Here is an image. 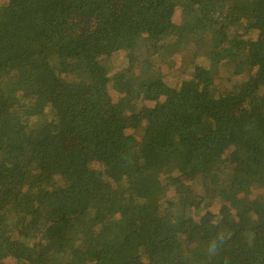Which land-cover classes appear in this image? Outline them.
I'll return each mask as SVG.
<instances>
[{"label":"trees","instance_id":"1","mask_svg":"<svg viewBox=\"0 0 264 264\" xmlns=\"http://www.w3.org/2000/svg\"><path fill=\"white\" fill-rule=\"evenodd\" d=\"M74 1L0 0V264H264V0Z\"/></svg>","mask_w":264,"mask_h":264},{"label":"rangeland","instance_id":"2","mask_svg":"<svg viewBox=\"0 0 264 264\" xmlns=\"http://www.w3.org/2000/svg\"><path fill=\"white\" fill-rule=\"evenodd\" d=\"M70 8H71V12H70V9H68V13H73L74 11H76V10H78L79 8H80V6H79V4H78V2L75 0L73 3H71V5H70ZM81 8H82V11H84L85 9H86V7L85 6H81ZM23 10L24 11H29L30 9H22L21 11H20V17H22V12H23ZM67 13V14H68ZM8 15L10 16V15H13V17H17L18 15H16L15 13H8ZM159 18V16L158 15H153L152 16V20L154 19H158ZM79 20H80V18H78V17H75V18H72V21L74 22V23H76V24H79L80 22H79ZM73 28L72 29H70L68 32H70V33H74V34H76L77 33V30H78V26H72ZM67 32V31H66ZM92 44H94L93 42H92ZM95 45V44H94ZM89 47V46H88ZM98 47V44H97V46H96V48ZM103 100V99H102ZM155 99H153L152 101H154ZM168 101H171V99L169 98V100ZM98 103H100V101H98ZM107 145L109 144V143H106ZM35 153H27V156H31V155H34ZM37 154V153H36ZM35 154V155H36ZM76 162V161H75ZM75 162H73L74 163V165H75ZM74 171L76 172V174H75V176L73 177V179H72V185L69 187V191L71 192V193H74V190L75 189H77V190H79V191H81V193H82V195H83V190H85V183H86V178H85V175H82L83 173H85V170L84 169H82V162L79 164V165H77L76 167H75V169H74ZM86 192H88V191H86ZM89 193V192H88ZM90 195V194H89ZM170 264H174V263H170Z\"/></svg>","mask_w":264,"mask_h":264}]
</instances>
